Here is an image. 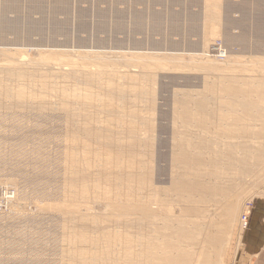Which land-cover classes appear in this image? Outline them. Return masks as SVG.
<instances>
[{"label":"rangeland","instance_id":"obj_1","mask_svg":"<svg viewBox=\"0 0 264 264\" xmlns=\"http://www.w3.org/2000/svg\"><path fill=\"white\" fill-rule=\"evenodd\" d=\"M255 61L264 0H0V187L17 191L0 264H155L178 248L239 263L238 221L264 199Z\"/></svg>","mask_w":264,"mask_h":264},{"label":"crops","instance_id":"obj_2","mask_svg":"<svg viewBox=\"0 0 264 264\" xmlns=\"http://www.w3.org/2000/svg\"><path fill=\"white\" fill-rule=\"evenodd\" d=\"M209 7L210 4L208 5L207 3V12H210ZM207 22L210 23V28L207 26L208 40L211 37V19L208 16ZM233 252L234 257L237 259V254L242 252V256H240L241 260L239 263L237 261L231 264H254L264 254V199L253 204L248 228L243 230L240 224L238 225V234L235 237Z\"/></svg>","mask_w":264,"mask_h":264},{"label":"bare ground","instance_id":"obj_3","mask_svg":"<svg viewBox=\"0 0 264 264\" xmlns=\"http://www.w3.org/2000/svg\"><path fill=\"white\" fill-rule=\"evenodd\" d=\"M212 1V0H211ZM218 3H219V0H215V6L216 8H218ZM213 6V5H212ZM215 15V13H213ZM232 25V24H231ZM212 30V29H211ZM208 31V30H207ZM214 32L212 33H215L216 30H213ZM208 41V40H207ZM205 51L203 54H201L200 56H205ZM206 57V56H205ZM208 57V56H207ZM206 57V59H207ZM192 62L194 60H191ZM205 63H202V64H199V65H204ZM254 66L256 65V67L259 68V66H262V68H264V62H259V61H255L253 62ZM262 64V65H261ZM229 65H231V68H233L234 66H238L239 63L237 60H232V63H230ZM210 68H214L213 65H210ZM227 84V83H226ZM235 99V98H234ZM241 99V98H240ZM223 101V100H222ZM234 108V107H233ZM235 109V108H234ZM235 111V110H234ZM241 112V111H240ZM186 117V116H185ZM240 117V116H239ZM241 118V117H240ZM252 118H256V121H258V119L260 118V115L257 116V114L255 116H252ZM195 120V118H194ZM250 124V123H249ZM260 130V128H259ZM182 145V144H181ZM188 164V163H187ZM203 165V164H202ZM235 165V164H234ZM186 166V165H185ZM191 170V169H190ZM196 178V177H195ZM190 179V178H189ZM197 182V181H196ZM259 182V181H258ZM197 184V183H195ZM182 185V186H181ZM193 183L192 182H187L185 180H181V179H177L176 181H174L173 183V186L174 188L178 189V191L180 192H193L192 190H195L197 191L198 188L194 187V189H191L193 188L192 187ZM173 190V189H172ZM213 191L214 193H218L221 192V189L216 187V186H207L205 185L204 188L201 189V191ZM173 192V191H172ZM218 195V194H217ZM202 198H205L202 197ZM162 200V199H161ZM201 201V200H200ZM199 201V202H200ZM201 203V202H200ZM203 204V203H202ZM169 209V208H168ZM167 209V210H168ZM232 210V211H231ZM238 210V204L237 203H231V209H227L226 212H227V216H228V219L229 221H232L233 220V217H234V214H236ZM166 211V210H165ZM244 212V210H243ZM182 214V212H181ZM236 220V219H235ZM240 222V220H239ZM229 225H230V222H228ZM248 228V227H247ZM222 229V228H221ZM211 230V229H210ZM220 230V229H219ZM214 232V231H213ZM215 239V238H214ZM218 239V238H217ZM184 242V241H183ZM185 244V243H184ZM209 244V242H208ZM165 248V247H164ZM154 249V248H153ZM158 249V248H157ZM224 251V250H223ZM223 253V252H222ZM153 259H154V263L155 264H191V262H193V254L191 252H187L181 248H178L176 250H168V251H162L160 253H156L153 255ZM198 264H212V261H210V256H207V253H204L202 254V257L201 259L199 258L198 259ZM216 264V263H215ZM217 264H223V262H220V263H217Z\"/></svg>","mask_w":264,"mask_h":264},{"label":"built area","instance_id":"obj_4","mask_svg":"<svg viewBox=\"0 0 264 264\" xmlns=\"http://www.w3.org/2000/svg\"><path fill=\"white\" fill-rule=\"evenodd\" d=\"M208 56L218 61H225L228 58V49L221 40L214 41L209 48ZM17 197V191L12 186L0 187V214L8 211ZM253 203H248L240 218V227L245 230L249 225V219L252 214Z\"/></svg>","mask_w":264,"mask_h":264}]
</instances>
